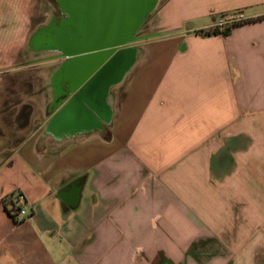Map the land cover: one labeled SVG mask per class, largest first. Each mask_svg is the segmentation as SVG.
Here are the masks:
<instances>
[{
  "label": "crops",
  "instance_id": "obj_1",
  "mask_svg": "<svg viewBox=\"0 0 264 264\" xmlns=\"http://www.w3.org/2000/svg\"><path fill=\"white\" fill-rule=\"evenodd\" d=\"M152 14L118 83L80 97L111 56L0 153V264H264V0Z\"/></svg>",
  "mask_w": 264,
  "mask_h": 264
},
{
  "label": "rangeland",
  "instance_id": "obj_2",
  "mask_svg": "<svg viewBox=\"0 0 264 264\" xmlns=\"http://www.w3.org/2000/svg\"><path fill=\"white\" fill-rule=\"evenodd\" d=\"M161 1L145 17L131 48L141 35L147 34L152 13ZM46 7L52 8L48 0H0V153L3 156L25 136L20 130L24 116L42 108V99L47 94L58 93L57 85L68 67L66 64L74 63H67L70 57L61 56L58 50L33 49L30 37L34 30L39 25L44 28L53 21L57 23ZM84 65L79 61L75 66L80 72ZM117 95L120 97L121 92Z\"/></svg>",
  "mask_w": 264,
  "mask_h": 264
},
{
  "label": "water",
  "instance_id": "obj_3",
  "mask_svg": "<svg viewBox=\"0 0 264 264\" xmlns=\"http://www.w3.org/2000/svg\"><path fill=\"white\" fill-rule=\"evenodd\" d=\"M157 1L57 0L68 19L58 28L51 23L34 31L31 45L35 51L54 49L63 57H70L74 63L68 64L65 72L71 71L78 61L85 63L75 77L77 81L67 77L76 81L71 91L112 56L80 93L82 98L101 97L108 86L121 80L132 64L134 50L130 45L137 40L139 27Z\"/></svg>",
  "mask_w": 264,
  "mask_h": 264
},
{
  "label": "flooded vegetation",
  "instance_id": "obj_4",
  "mask_svg": "<svg viewBox=\"0 0 264 264\" xmlns=\"http://www.w3.org/2000/svg\"><path fill=\"white\" fill-rule=\"evenodd\" d=\"M48 3L52 6V8H49V7H46L47 8V11H49V12H52L53 13V17L54 18H56V20H57V23L55 24V21H53V23L55 24V26L58 28L59 27V24H60V26H61V23L63 22V21H65V20H67L68 19V16H67V14L66 13H64L62 10H61V8H60V6H59V3L57 2V0H48ZM51 9V10H50ZM45 27H47V26H45ZM44 27V28H45ZM40 28H43V27H41L40 25H39V27L37 28V29H35L34 31H36V30H38V29H40ZM88 55V54H87ZM107 59V58H106ZM105 59V60H106ZM112 59V58H111ZM110 59V60H111ZM71 60V61H70ZM109 60V61H110ZM72 59L71 58H69V60L67 61V63H69V62H71L72 63ZM108 61V62H109ZM79 62V61H78ZM81 62V61H80ZM107 63H105V65H106ZM66 65H68V64H66ZM104 65V66H105ZM76 66H74L73 67V69L71 70V71H68V72H65L64 71V73H63V75H62V78L60 79L61 81H59V83L60 84H58V82H57V89H56V91H58V97H63V96H67L70 92H71V87L72 86H74L75 84H76V81H77V78H75L76 76H78V70L75 68ZM102 69V66H101V68H100V70ZM99 70V71H100ZM78 71V72H77ZM98 71V72H99ZM82 72H83V70H82ZM93 73V72H92ZM92 73H90V75L92 74ZM95 74V73H94ZM97 74V73H96ZM89 75V76H90ZM74 77L75 79H76V81H74L75 79L74 78H72L73 80H69V79H67V77ZM88 76V77H89ZM95 75H92V77L91 78H93ZM88 77L84 80V81H86L87 82V80H88ZM90 81L92 80V79H89ZM56 84V83H55ZM86 88V87H85ZM46 90H48V89H46ZM45 90V91H46ZM81 93V92H80Z\"/></svg>",
  "mask_w": 264,
  "mask_h": 264
},
{
  "label": "built area",
  "instance_id": "obj_5",
  "mask_svg": "<svg viewBox=\"0 0 264 264\" xmlns=\"http://www.w3.org/2000/svg\"><path fill=\"white\" fill-rule=\"evenodd\" d=\"M243 21H245V18L241 13H232L219 19L216 23L213 24L212 27L209 28L208 32L209 33L222 32L225 29L235 24L241 23ZM23 201H24L23 196L19 194L16 197L11 210L9 211L11 218L15 222H19L27 216L25 210L20 208Z\"/></svg>",
  "mask_w": 264,
  "mask_h": 264
}]
</instances>
